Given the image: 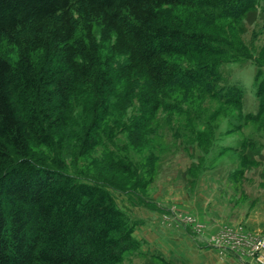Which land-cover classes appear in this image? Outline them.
<instances>
[{
	"label": "trees",
	"instance_id": "1",
	"mask_svg": "<svg viewBox=\"0 0 264 264\" xmlns=\"http://www.w3.org/2000/svg\"><path fill=\"white\" fill-rule=\"evenodd\" d=\"M262 1L0 0V46L4 42L21 46L16 62L0 52V264H120L127 252L139 248L135 224H130L106 187L79 180L65 171L61 161L48 164L33 154L32 142L57 143L71 98L83 80L95 87L98 106L81 140L80 154L94 150L119 83L117 73L108 66L94 70L99 66L79 64V55L87 53L74 45V7L103 17L109 29L117 32L119 43L127 42L129 63L123 76L139 68L160 86L177 81L202 83L216 76L218 80L219 66L230 60L227 46L237 55L231 59L254 60L259 67V111L246 118L260 122L264 117V42L260 48L241 41L234 47L230 36L251 10L264 11ZM166 6L193 9L199 22H207L205 28L217 30L225 21L229 36L219 37L201 24L188 26L180 16L171 19L175 14L164 17L160 9ZM55 22L62 25L60 30L46 27ZM259 35L260 31L254 32L255 39ZM56 40L62 42L59 49ZM39 47L45 48L48 63L37 67L32 53ZM164 55L195 57L199 62L183 68ZM226 94L225 104L241 109V90L229 85ZM252 162L243 154V166Z\"/></svg>",
	"mask_w": 264,
	"mask_h": 264
},
{
	"label": "rangeland",
	"instance_id": "2",
	"mask_svg": "<svg viewBox=\"0 0 264 264\" xmlns=\"http://www.w3.org/2000/svg\"><path fill=\"white\" fill-rule=\"evenodd\" d=\"M193 11L170 6L160 9L164 17L175 14L171 19L180 16L188 26L201 24L208 32L216 31L219 37L229 36L225 32V21L218 24L217 30L205 28V19L199 22V17L192 15ZM87 12L78 5L72 12L71 24L76 30L74 45L79 52L87 53L79 55L82 58L77 60L80 65L99 66L94 70L108 66L117 73L119 83L109 100V114L101 126L97 147L88 154H80L81 140L93 119V109L98 106L95 87L83 80L71 98L66 126L57 132V143L47 146L32 142L36 159L48 164L61 161L65 171L79 180L102 184L125 212L130 224H135L130 214L131 211L135 213V203L146 205L145 197L161 191L166 177L173 174L172 170L178 173L190 168L197 173V169L209 166L211 158L208 156L204 160V157L211 152L234 146L239 141L235 146L241 148L259 147V142L264 141V117L260 122L246 118V115H256L259 111V67L254 60L231 59L237 55L227 46L230 60L219 66L218 80L216 76L202 83L177 81L160 86L149 80L147 73L139 68L129 76H123L124 65L129 63L127 42L121 45L117 32L109 29L103 17ZM61 26L55 22L46 27L60 30ZM123 29L127 30L125 24ZM258 31L260 35L255 39L254 32ZM230 37L232 46L241 45V41L248 47L253 43L260 48L264 42V11L261 8L251 10L237 23ZM4 43L0 52L16 62L21 46L14 42ZM61 44L56 40L58 49ZM52 45L55 47L53 41ZM46 54L44 47L32 53L37 67L48 63ZM254 54L256 56L257 52ZM164 58L183 68L197 66L199 62L198 58L182 55H164ZM229 85L241 90V109L225 104ZM135 257L134 249L125 254L120 264H135Z\"/></svg>",
	"mask_w": 264,
	"mask_h": 264
},
{
	"label": "crops",
	"instance_id": "3",
	"mask_svg": "<svg viewBox=\"0 0 264 264\" xmlns=\"http://www.w3.org/2000/svg\"><path fill=\"white\" fill-rule=\"evenodd\" d=\"M235 145L207 154L197 173L172 170L146 205L135 203V264H264V252L249 254L264 239V141ZM243 154L253 162L243 166Z\"/></svg>",
	"mask_w": 264,
	"mask_h": 264
},
{
	"label": "built area",
	"instance_id": "4",
	"mask_svg": "<svg viewBox=\"0 0 264 264\" xmlns=\"http://www.w3.org/2000/svg\"><path fill=\"white\" fill-rule=\"evenodd\" d=\"M183 220L190 222V223L196 222V219L192 215H183ZM197 227L201 228L202 225L198 224ZM215 241L220 242L218 241V239H215ZM261 252H264V239L251 241L249 254L255 255L256 253H261Z\"/></svg>",
	"mask_w": 264,
	"mask_h": 264
}]
</instances>
